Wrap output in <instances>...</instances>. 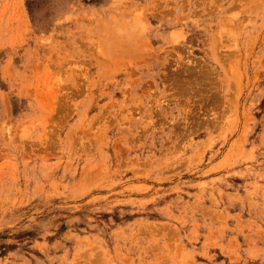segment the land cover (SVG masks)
<instances>
[{
    "label": "rangeland",
    "instance_id": "1",
    "mask_svg": "<svg viewBox=\"0 0 264 264\" xmlns=\"http://www.w3.org/2000/svg\"><path fill=\"white\" fill-rule=\"evenodd\" d=\"M0 264H264V0H0Z\"/></svg>",
    "mask_w": 264,
    "mask_h": 264
}]
</instances>
